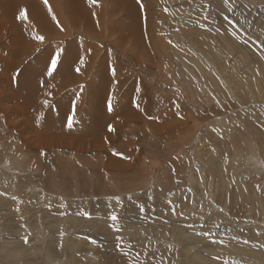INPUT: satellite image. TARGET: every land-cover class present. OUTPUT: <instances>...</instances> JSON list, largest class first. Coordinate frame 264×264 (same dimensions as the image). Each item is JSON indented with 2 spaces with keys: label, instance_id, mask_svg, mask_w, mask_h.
Instances as JSON below:
<instances>
[{
  "label": "rangeland",
  "instance_id": "1",
  "mask_svg": "<svg viewBox=\"0 0 264 264\" xmlns=\"http://www.w3.org/2000/svg\"><path fill=\"white\" fill-rule=\"evenodd\" d=\"M41 1L0 0V264H264V0Z\"/></svg>",
  "mask_w": 264,
  "mask_h": 264
},
{
  "label": "bare ground",
  "instance_id": "2",
  "mask_svg": "<svg viewBox=\"0 0 264 264\" xmlns=\"http://www.w3.org/2000/svg\"><path fill=\"white\" fill-rule=\"evenodd\" d=\"M20 2V4L22 3V7L20 8L19 6H20V4L18 5V3ZM49 2H51V1H49ZM49 2H47L48 4H49ZM7 7H6V9L4 10V12H5V14H4V18H6L9 22H10V24H11V26H14L17 30H18V28H17V18H16V16H17V14H18V12H20L21 13V11L23 10V11H26V19H20L19 21H21V22H23V24L27 27V26H32V25H35L36 23L40 26L39 28L40 29H42V31H46V32H48V34L50 35V33H51V31H52V26L55 24V22L56 21H54L53 19H55L54 18V16L52 15V17H51V15H50V12H49V10L48 9H46L45 7L47 6V5H43V3H42V1L41 0H7ZM49 6H51L50 4L48 5V7ZM89 6V5H88ZM76 6L74 5V3L71 1V0H64V8H65V11L67 12V16L69 17V19L71 20V24L72 25H75V26H79L80 27V25H81V23L82 22H85V20L84 21H80V20H78L76 17H75V15L73 14L75 11H76V9L78 10L79 8H75ZM84 7V6H83ZM91 7L90 8H83V12L85 13V14H88L89 15V13L91 14L92 13V11H91ZM79 10H81V9H79ZM49 13V14H47V12ZM8 12H10L9 13V15H8ZM54 13V12H53ZM76 13V12H75ZM84 14V15H85ZM18 16H20V15H18ZM82 17H84L83 15H82ZM94 18V17H93ZM89 19H91V18H89ZM100 20H101V18H100ZM99 20V21H100ZM102 20H104V19H102ZM95 21H97V20H95ZM92 22H93V20H92ZM95 23V22H94ZM93 23V24H94ZM84 25H82V26H85V23H83ZM93 24H91V25H93ZM87 25V24H86ZM122 25V24H121ZM36 26V25H35ZM94 26V25H93ZM93 26H90L89 25V27H88V29L87 30H89V29H91ZM84 28V27H83ZM33 29V28H32ZM80 29H81V27H80ZM39 30V29H38ZM93 30V32L92 33H94V29H92ZM96 30V29H95ZM17 32H19V31H17ZM23 32H25V31H23ZM98 32V31H97ZM96 32V33H97ZM88 33V32H87ZM18 34H20V33H18ZM52 35H53V33H52ZM92 35V34H91ZM93 36V35H92ZM18 38H20V40H21V46L19 45V44H15V46H17V45H19V47H21V49L23 50V49H25V51H23L24 52V54H26V56L25 57H23V53H22V50L19 48V50L21 51V57H22V59L24 60V59H27L29 56H30V52H31V50H33V48H30L29 47V41L27 40V38H28V35H27V33L25 32L24 34H20V36L18 37ZM32 38L34 39V36H33V32H32ZM14 47V46H13ZM16 51V50H15ZM19 52V51H18ZM40 57H42V56H40ZM29 59V58H28ZM25 61V60H24ZM27 61V60H26ZM34 61V60H33ZM39 62H41V60H38ZM42 61H43V59H42ZM39 62H38V65L40 66L41 64H43V63H41V64H39ZM34 63V62H33ZM47 63V62H46ZM45 63V64H46ZM44 65V64H43ZM44 66H46V65H44ZM15 67V68H14ZM10 66L8 69L9 70H11L12 72L13 71H15V70H17L18 69V67L15 65V66ZM57 68V67H56ZM38 67L35 65V64H33L32 66H30V69L29 68H27V70L25 71V73H24V78H23V80H21L20 78H18V79H20V81H18V83L16 84V90H18V91H20L21 93H22V95L24 96L25 94L24 93H26V91H30L31 90V88H33V90H32V92H39V90L40 89H38V91L36 90L37 88H39V87H41L42 85H41V83H38L40 80H41V73H39V71H38ZM41 69V68H40ZM58 69V68H57ZM57 69L55 70L56 72L55 73H57ZM38 71L37 73L35 72V71ZM50 71V65H47V67H46V69L44 70V72H47V74L45 75V80H43V82H44V85L42 86V88H44L45 87V83H46V80H47V78H48V75H49V71ZM61 70H62V67H61ZM60 70V71H61ZM41 71V70H40ZM36 73V74H33L32 75V78H33V81H31V82H29L28 83V81H25V76H29L31 73ZM30 79V78H29ZM37 80H38V82H37ZM15 82H16V80H15ZM32 83H34V84H32ZM32 84V85H31ZM34 85V86H33ZM23 91H25V92H23ZM32 94V93H31ZM101 96H102V93L100 94ZM107 95H109V93L107 94ZM112 96H113V94H111ZM110 96V95H109ZM111 96V97H112ZM103 97H106V95H104ZM110 97V98H111ZM25 98V97H24ZM107 98V97H106ZM106 98H104V99H106ZM108 99H109V97H108ZM106 101H107V99H106ZM105 102V101H104ZM96 103V102H95ZM100 103H102V100H101V102ZM106 103V102H105ZM107 104V103H106ZM103 105H104V103H103ZM39 106H40V108H41V105L39 104ZM105 106V105H104ZM49 124H46V127L48 126ZM65 127V126H64ZM67 128V127H66ZM64 129V128H63ZM74 130V129H73ZM67 131V130H66ZM70 131H71V128H70ZM73 132V131H72ZM75 132V131H74ZM80 132V131H79ZM77 133V132H76ZM77 185H79V183H77ZM76 184H75V186H77ZM82 185H84V186H86V187H89L90 186V183H82L81 184V186Z\"/></svg>",
  "mask_w": 264,
  "mask_h": 264
},
{
  "label": "snow or ice",
  "instance_id": "3",
  "mask_svg": "<svg viewBox=\"0 0 264 264\" xmlns=\"http://www.w3.org/2000/svg\"><path fill=\"white\" fill-rule=\"evenodd\" d=\"M44 2H45V4H47V0H44ZM90 2L91 3H95V0H90ZM140 2V0H138V3ZM19 18L20 19H26L27 17H26V11H21V13H20V16H19ZM36 39L38 40V41H43V39H44V37L43 36H38V37H36ZM62 54L60 53V52H57V53H55V55L53 56V57H50V64H51V67L53 68V69H55L56 68V66H57V63H58V60H57V57H60ZM77 71H79V69H77ZM112 73H113V75H115V69H112ZM16 75H19V73H17ZM46 106H47V104H46ZM107 110L111 113L112 111H113V104H112V99L111 98H109V100H108V103H107ZM75 123V121H71V124H69L68 123V127L69 128H72L73 127V124ZM113 129L111 128V126H109V131H112ZM117 155H119V154H117ZM0 194H3V193H0ZM129 199H131V197H129ZM116 203L117 204H119L120 203V200H119V197H117L116 198ZM109 219L112 221V220H118V216L116 215V214H112V215H110V217H109ZM119 231V230H118Z\"/></svg>",
  "mask_w": 264,
  "mask_h": 264
},
{
  "label": "crops",
  "instance_id": "4",
  "mask_svg": "<svg viewBox=\"0 0 264 264\" xmlns=\"http://www.w3.org/2000/svg\"><path fill=\"white\" fill-rule=\"evenodd\" d=\"M42 59H43V61H42ZM39 60H41V63H43V62L46 60V57L43 56L42 58H39ZM38 62H39V61H38ZM26 78H27V76H26Z\"/></svg>",
  "mask_w": 264,
  "mask_h": 264
}]
</instances>
